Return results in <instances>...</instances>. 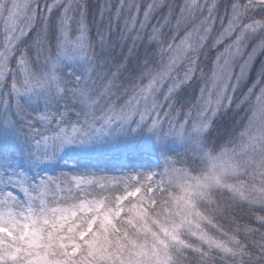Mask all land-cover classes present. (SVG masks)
Returning <instances> with one entry per match:
<instances>
[{
  "label": "snow or ice",
  "instance_id": "obj_1",
  "mask_svg": "<svg viewBox=\"0 0 264 264\" xmlns=\"http://www.w3.org/2000/svg\"><path fill=\"white\" fill-rule=\"evenodd\" d=\"M220 7L0 0V264H264V0Z\"/></svg>",
  "mask_w": 264,
  "mask_h": 264
},
{
  "label": "trees",
  "instance_id": "obj_2",
  "mask_svg": "<svg viewBox=\"0 0 264 264\" xmlns=\"http://www.w3.org/2000/svg\"><path fill=\"white\" fill-rule=\"evenodd\" d=\"M226 3V0H220V4H221V7H220V14H224V4ZM174 23V21H173ZM216 27H219V23H217ZM111 40L114 42V43H119V38H118V35H113L111 37ZM117 52L120 51L119 48L116 49ZM125 51H126V48H125ZM139 52H140V55L143 56L144 55V49L143 48H140L139 49ZM233 119V116H232V113L231 112H228L224 115H222L220 117V120L221 122H226V121H231ZM247 212V209H244V210H241L239 212L236 213V215L238 217H240L241 219L239 220V222L243 223V222H246L247 221V216L245 215V213Z\"/></svg>",
  "mask_w": 264,
  "mask_h": 264
},
{
  "label": "rangeland",
  "instance_id": "obj_3",
  "mask_svg": "<svg viewBox=\"0 0 264 264\" xmlns=\"http://www.w3.org/2000/svg\"><path fill=\"white\" fill-rule=\"evenodd\" d=\"M174 2L177 4V5H179V4H181L182 2H183V0H174ZM221 15V14H220ZM223 15V14H222ZM221 15V16H222ZM217 23H219V21H217ZM217 29H219V27H217ZM213 36H215V33H213Z\"/></svg>",
  "mask_w": 264,
  "mask_h": 264
}]
</instances>
